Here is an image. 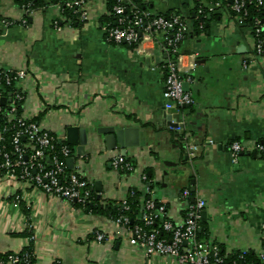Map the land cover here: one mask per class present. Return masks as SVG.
Instances as JSON below:
<instances>
[{
	"label": "crops",
	"instance_id": "obj_1",
	"mask_svg": "<svg viewBox=\"0 0 264 264\" xmlns=\"http://www.w3.org/2000/svg\"><path fill=\"white\" fill-rule=\"evenodd\" d=\"M47 2L29 13L24 25L17 1L0 0V21L13 23L6 27L0 22V70L25 69V114L44 128L62 140L68 126L86 130L82 172L92 189L101 182L100 209L118 204L130 188L145 191L140 173L146 172L153 184L151 196L167 203L173 219L185 211L187 202L180 194L188 188L192 197L206 201L201 218L205 238L225 251L261 248L264 156L244 152L233 161L227 145L238 140L252 149L264 142V57L251 56L253 41L224 10L227 2L208 10L203 27L193 32V0H140L146 9L180 15L190 25L180 45L191 78L183 88L194 99L186 107H171L162 95L161 65L168 55L159 41L133 49L105 40L106 0H90L89 19L75 25L61 23L65 17L60 8ZM166 115L183 126H168ZM105 125L140 128L141 144L124 155L134 163V172L123 175L110 165L121 153L119 148L107 150L95 133ZM186 141L201 144L192 160L187 159ZM160 159L184 163L185 168L178 178H162ZM15 192L22 196L17 205ZM94 231L106 239L95 240ZM127 237L111 211H84L36 187L0 177V253L31 247L33 264H176L145 255Z\"/></svg>",
	"mask_w": 264,
	"mask_h": 264
},
{
	"label": "built area",
	"instance_id": "obj_2",
	"mask_svg": "<svg viewBox=\"0 0 264 264\" xmlns=\"http://www.w3.org/2000/svg\"><path fill=\"white\" fill-rule=\"evenodd\" d=\"M18 5L24 15L31 13V3L28 0H18ZM26 1V2H25ZM90 0H61L57 3L61 13L69 9L82 23L89 19L87 4ZM107 1V0H106ZM194 15L205 17L208 10L222 7L224 0H193ZM249 0H231L223 7L230 14L235 23L240 26L253 41L251 56L264 57V23L256 17L252 25L246 26L243 15ZM257 5L262 0H256ZM114 21L104 27V38L108 43H125L130 48L139 49L142 42L159 41L166 51L168 58L161 65L163 73V97L170 106H191L194 103L192 94L183 88L184 81L191 78L183 67L185 55L180 51V45L185 34L190 30L189 23L180 15L163 16L150 10L141 9L137 0H116L112 6ZM6 27L12 21H0ZM26 24L25 16L20 20ZM54 27L61 29L58 21ZM202 28V24L199 25ZM250 56V57H251ZM245 64V61H244ZM28 74L25 69L6 70L0 73V82L9 90L0 89V118L6 119V124L0 127V177L13 181L16 185L33 186L49 196L66 200L71 204L84 206L89 203L94 194L92 184L82 172V156L76 154L74 148L60 139L56 134L44 128L38 120L25 114L24 101L27 91ZM5 100V103L2 100ZM21 112L17 115V108ZM182 122V121H180ZM6 133V134H5ZM201 144L187 142L185 150L188 159L196 157ZM233 161L241 153L255 152L264 156V142L256 143L252 149L238 140H232L227 145ZM76 157V158H75ZM69 158L79 159L69 168ZM81 161V162H80ZM112 168L120 174L126 175L135 171V165L124 155L117 154L110 159ZM141 181L147 196L139 198L136 214L129 216L132 210L128 195L119 202V211L114 222L127 231V241L130 245L140 248L147 256H162L173 260L176 264H264V244L258 250L239 247L236 250H224L209 238H199L201 227V212L206 207V201L199 195L193 196L188 188L182 190L180 199L187 202L185 211L180 219H173L169 215L165 201L151 196L153 185L147 186L151 179L145 172L140 173ZM17 205L22 198L14 193ZM264 227V224H263ZM33 240V235H29ZM97 241L106 239L104 233L93 232ZM15 252L0 253V264H32L34 259L32 249ZM223 251V252H222ZM253 254V260L247 256ZM53 264H59L58 261Z\"/></svg>",
	"mask_w": 264,
	"mask_h": 264
},
{
	"label": "water",
	"instance_id": "obj_3",
	"mask_svg": "<svg viewBox=\"0 0 264 264\" xmlns=\"http://www.w3.org/2000/svg\"><path fill=\"white\" fill-rule=\"evenodd\" d=\"M231 2V0H228ZM194 17V14H193ZM204 60V59H203ZM196 59L197 63L203 61ZM204 62V61H203ZM5 103V100H2ZM167 125L173 128H179L183 125L177 123L175 119L171 115H166ZM95 133L100 135L103 139L104 146L107 150H114L116 148L120 149V155H125L126 150L128 148L139 147L141 144V136H140V128L135 126H124V127H116L114 125H105L99 126L96 128ZM66 143L71 146H75L76 154L82 156L85 154V148L88 143V137L86 134V130L84 128H79L76 126H68L65 129V139ZM186 159V156L185 158ZM188 159V158H187ZM160 164L163 165L164 169L162 171V178L171 174L173 177L178 178L181 174L182 169L185 168L184 163L169 160V159H160ZM191 162V161H190ZM67 164H73V159L69 158L67 160ZM173 168L174 171L171 173L168 169ZM191 191H193V181H191ZM101 182L96 181L93 187V190L97 192V196L99 191H101ZM193 200V197L190 198V201ZM205 217V212H201V218ZM263 241H264V232H263Z\"/></svg>",
	"mask_w": 264,
	"mask_h": 264
},
{
	"label": "trees",
	"instance_id": "obj_4",
	"mask_svg": "<svg viewBox=\"0 0 264 264\" xmlns=\"http://www.w3.org/2000/svg\"><path fill=\"white\" fill-rule=\"evenodd\" d=\"M17 2H19L18 0H16ZM31 3V9L32 11L39 8L40 6L43 5V0H28ZM250 2L247 4L246 6V14L243 15V21L244 24L246 26L248 25H252L253 21L256 17L260 18V20L264 23V0H262V4L257 5L256 0H249ZM26 2V1H25ZM228 2L227 0H224V3ZM21 3V2H19ZM49 4H57V3H61V0H48ZM116 3V0H107V11H108V16L104 18V21L106 22V24H112L114 21V14L112 12V6ZM138 5L140 6L141 9H146L142 3L140 2V0H137ZM148 10V9H146ZM28 14L26 13L25 19L27 21L28 19ZM207 14V12H206ZM62 15L65 17V20L62 21L61 23H70V24H81L82 22L78 20L77 15L73 14L71 10L69 9H64L62 12ZM170 16V15H168ZM207 16L205 15V17H202V15H194L193 17V32H197L199 31L201 28H199V25L204 24V20ZM207 19V18H206ZM188 33L185 34V38L187 37ZM261 35H264V29L261 30ZM3 70H0V73H2ZM0 89L4 90V92L6 93V91L9 90V87H6V85L3 82H0ZM186 107V106H184ZM21 112V108H17L16 114L18 115ZM6 124V119L0 118V127H3ZM6 134V133H5ZM129 160V159H128ZM146 173V172H145ZM147 177L150 178V176L146 173ZM147 186H152L153 184L151 182L147 183ZM94 193V191H93ZM144 193L145 196L148 195V193H146V191H139L135 188L131 189V193H129L128 195V201L131 203V208L132 210L130 211V213H128L129 216H134L136 214V210H137V205L139 202V197ZM100 199V198H99ZM98 202V196L97 194H94L92 200L89 203H86L84 206H82L81 204H77L74 203L73 205L75 207L81 208L84 211H101L102 209H105V211L109 212L111 211V216L113 218L116 217V215L118 214L119 211V203L116 204L113 207H109V206H103L102 209H100V206L97 204ZM206 228H205V223H201V227L200 230L198 231V237L202 238L205 237L206 232H205ZM28 249V248H25ZM29 249H31V247H29ZM223 252V251H222ZM247 260L251 261L253 260V254H249L247 256ZM34 261V259L32 260V262ZM33 264V263H32Z\"/></svg>",
	"mask_w": 264,
	"mask_h": 264
}]
</instances>
